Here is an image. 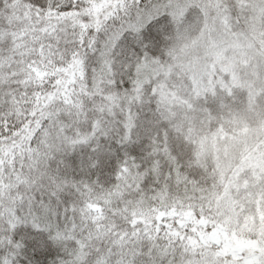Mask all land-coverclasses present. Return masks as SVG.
<instances>
[{"label":"snow or ice","instance_id":"6c2138e0","mask_svg":"<svg viewBox=\"0 0 264 264\" xmlns=\"http://www.w3.org/2000/svg\"><path fill=\"white\" fill-rule=\"evenodd\" d=\"M0 264H264V0H0Z\"/></svg>","mask_w":264,"mask_h":264}]
</instances>
